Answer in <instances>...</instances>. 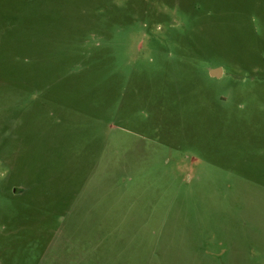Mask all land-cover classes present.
<instances>
[{
  "label": "rangeland",
  "instance_id": "rangeland-1",
  "mask_svg": "<svg viewBox=\"0 0 264 264\" xmlns=\"http://www.w3.org/2000/svg\"><path fill=\"white\" fill-rule=\"evenodd\" d=\"M0 264H264V0H0Z\"/></svg>",
  "mask_w": 264,
  "mask_h": 264
},
{
  "label": "water",
  "instance_id": "water-1",
  "mask_svg": "<svg viewBox=\"0 0 264 264\" xmlns=\"http://www.w3.org/2000/svg\"><path fill=\"white\" fill-rule=\"evenodd\" d=\"M209 74L211 77H219V75L221 74V70L220 69H212L209 71Z\"/></svg>",
  "mask_w": 264,
  "mask_h": 264
}]
</instances>
